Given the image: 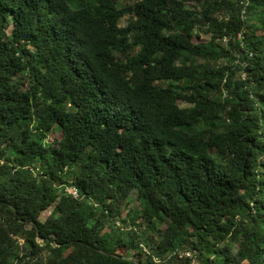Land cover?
Returning <instances> with one entry per match:
<instances>
[{
	"label": "trees",
	"instance_id": "1",
	"mask_svg": "<svg viewBox=\"0 0 264 264\" xmlns=\"http://www.w3.org/2000/svg\"><path fill=\"white\" fill-rule=\"evenodd\" d=\"M194 258L264 264V0H0V264Z\"/></svg>",
	"mask_w": 264,
	"mask_h": 264
},
{
	"label": "rangeland",
	"instance_id": "2",
	"mask_svg": "<svg viewBox=\"0 0 264 264\" xmlns=\"http://www.w3.org/2000/svg\"><path fill=\"white\" fill-rule=\"evenodd\" d=\"M127 1L132 2L133 0H127ZM128 22H129L128 14L127 15H123L122 18H121L120 24L126 25V24H128ZM204 37L208 38L209 36L207 35V36H204ZM197 39L198 38L196 37L195 40H197ZM225 63H227V61L225 59H221V60H219L218 64L221 65V64H225ZM243 75H244V73H243ZM179 103L182 106H185V105L188 104V103H186L184 101H181V100L179 101ZM58 136H60V133H59L58 129L53 130V132H51L49 134V138L50 139L53 138V137H58ZM137 205H138V201L134 197H130L129 202H128L127 206L125 207L124 214H123L125 219H127V216H126L127 210H129V208H135V207H137ZM51 209H52V206L50 208H48L47 210L43 211L42 214H41V218H45L50 213ZM163 227L164 226H162L161 228H163ZM152 235H153V233H152ZM231 248L233 250H235L236 249V244L232 245ZM192 262H193V264H199L197 258H194ZM243 264H247V263H243Z\"/></svg>",
	"mask_w": 264,
	"mask_h": 264
},
{
	"label": "built area",
	"instance_id": "3",
	"mask_svg": "<svg viewBox=\"0 0 264 264\" xmlns=\"http://www.w3.org/2000/svg\"><path fill=\"white\" fill-rule=\"evenodd\" d=\"M193 252H194V251L186 250V251H184L182 254H185L186 256H193Z\"/></svg>",
	"mask_w": 264,
	"mask_h": 264
}]
</instances>
